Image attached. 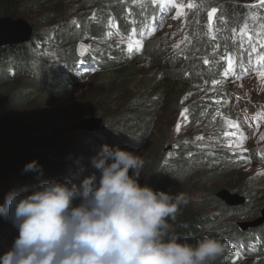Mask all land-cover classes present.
Masks as SVG:
<instances>
[{"label":"trees","instance_id":"obj_1","mask_svg":"<svg viewBox=\"0 0 264 264\" xmlns=\"http://www.w3.org/2000/svg\"><path fill=\"white\" fill-rule=\"evenodd\" d=\"M254 1L229 0L233 16L231 27L237 26L247 10V4ZM77 4H79L78 9L75 8ZM137 6L130 0H0V17L6 16L14 20L21 18V14H29L33 12L31 10L39 8L44 10L42 12L48 21L56 19L57 22H62L64 18H68L62 23L65 26L59 29V34H56L57 30L43 36L45 31L34 28L29 40L0 45V86L6 84L7 87V93L0 96V205L4 203L8 193H22L25 188L30 192L33 187L45 181L66 182L79 187L81 181L90 176L89 161L64 160L59 155L64 151L76 154L71 144L78 139L95 147L97 151L101 145L107 144L110 148L119 147L141 157L144 161L138 180L141 186L147 184L154 190L186 195L189 202L180 207L174 220L168 221L169 234L177 236L180 242L195 244L205 235L214 237L208 230L209 224L214 220L201 211L204 203L210 202L211 205L225 209L227 213L236 209L223 200L215 198L214 192L203 189L205 201L201 202L190 199L187 192L186 186L194 181L188 180L193 176L186 177L189 175L186 172L190 163L193 162L195 165L198 163V157L212 158L218 153L214 151L210 155L203 156L198 145H192L194 147L184 151L179 159L169 158L171 161L166 165L176 170L174 175L170 174L169 181L163 170L166 167L160 166V159L165 142L172 135L161 133L156 144L152 141V135H155L158 126L162 125L160 122L163 120L161 119L163 115L168 119L172 117L173 109H178L179 115L181 109L186 106L185 115L189 118L190 124L197 120L209 121L214 115L224 112L225 104L219 102L226 101L227 88L224 87L237 80V73L242 69V66L238 67L236 62L233 64L236 53L242 52L243 61L249 63L254 71L264 70V47H261L264 44V34L256 30L258 24L264 28V17L256 19L248 16V23L253 30L252 39L241 51L239 44L232 41L228 35L226 37L219 35L213 40L209 38V32L218 33L216 26H220L221 22L218 25L211 24L210 26L214 27L209 29L203 22L197 25L196 16L190 15L186 20V30H182L184 34L189 35V38H181L178 52L171 56L168 50L172 46L178 49V32L169 33L165 38L156 40H146L136 35L130 25L132 21L145 26L149 22L148 7L142 8L146 11H131L140 8ZM72 12L75 14L76 22L74 19H69ZM131 13L135 14L132 21L128 16ZM106 26L108 29L105 28ZM107 31L119 32L124 39L130 40V49H126L127 44L100 43V48L105 47L108 52L102 50L103 56L95 55L98 61H94L97 65L92 67L91 53L75 51V42L80 38L79 36L102 38ZM52 38L57 41L51 42ZM167 39L169 42H165ZM141 44L142 48L137 50ZM43 51L50 52L52 59L62 60L57 66H66L65 69L69 73L68 81L92 76L104 82L103 96L107 98L102 96L100 99L104 98L106 103L114 98L112 102H119L118 108L120 106L121 108L112 115L107 114L105 105L90 111L103 117L105 124L103 130L97 132L78 130L75 122L77 119L30 113L24 109V99L32 97L34 92L39 93L41 98L49 100L54 93L46 97H43V94L55 92L57 89L67 90L66 82L59 85L55 79L44 75V72L48 73L47 69L57 72L58 68H56L57 63L50 62ZM137 55L147 58V63L156 72V76L152 77L149 73H145L147 70L135 68L134 61L130 58ZM82 56L86 57L81 58ZM205 60L208 61L207 64ZM229 62L232 63L231 70H229ZM46 63L50 65L46 67ZM90 70L96 72L87 75ZM72 72L77 76L76 78L74 76L72 78ZM2 81L6 82L1 83ZM15 82L16 87L13 86ZM189 91H194L196 95L201 94V97L196 96L194 99L195 94L189 97ZM153 97L155 99L151 101V105L139 103ZM116 124H120L121 128L122 125L124 127L120 130L115 126ZM217 134L223 138L221 129L217 130ZM113 137H117L118 140L114 141ZM32 160H36L41 166L40 171H22L24 165ZM131 174L130 170L129 175ZM217 176L215 174L214 179ZM219 178L222 186H226L225 179ZM244 185L243 180L234 189L241 190ZM73 204L78 205L79 200L73 201ZM241 211L242 215L249 214L247 207ZM213 229L217 232L224 230L217 239L223 247L227 246L226 251L217 257L214 264H241L251 261L256 262L253 264H264V224L241 230L234 223H223ZM228 229L231 230L230 233L225 231ZM17 236L18 230L12 226L11 221L0 216L2 244L0 255L5 253L4 250L10 249Z\"/></svg>","mask_w":264,"mask_h":264},{"label":"rangeland","instance_id":"obj_2","mask_svg":"<svg viewBox=\"0 0 264 264\" xmlns=\"http://www.w3.org/2000/svg\"><path fill=\"white\" fill-rule=\"evenodd\" d=\"M192 1L196 3V8H194V10H192L193 12H191V14L189 13V15L187 12L183 15L174 16L175 18L164 15L159 20H154L152 22V28L149 27V25L147 28L146 26H140L144 29V31L146 29L148 30V35L145 37L146 40H156L158 38L163 39L169 33L174 34L175 32H178V41H180L181 38L187 39L189 38V35L186 33L184 34L182 30H186V20L189 16H196L195 20L197 25L201 22H209L208 12L211 8L217 9V12L213 16L212 23L218 25L221 22L220 26H216L218 33L213 32L214 36L224 35L226 37L233 23L232 9L230 8L231 5L229 4V0H220V2H218L219 0ZM186 4L191 6L192 3L189 2V0H185V4L182 5ZM179 5L182 8V5ZM78 7L79 4L75 6L77 9ZM248 8L250 7L248 6ZM31 11L33 12L29 14H21L20 17L27 24L33 27L32 33L34 28H39L45 31L43 36L47 35L48 32L57 30L58 33L56 34H59V29L62 26H65V24L62 23H65V21L68 20V18H64L62 22H57L56 19L48 21L42 12L44 10L37 8ZM131 11H145V9L142 10V8H134ZM134 15V13H131L130 15L128 14L129 17H133ZM69 19H74L76 22L75 14L73 13L70 15ZM44 20L46 22H44ZM134 26L138 27L135 23ZM105 28L108 29V26ZM79 37L80 38H78L75 42V51H78L77 45L79 43L86 46V51L89 54L91 53L92 67L97 65L94 61H98V59L94 56L97 54L103 56L102 50L106 51L105 47L100 48V43L104 45H111L115 43L124 45L127 44L125 47L128 50L130 49L129 44H131V41L124 39L119 32L111 33L107 31L102 38H92L87 36ZM55 41H57L55 38L51 39V42ZM165 42H169V40L167 39ZM164 47L165 45L162 46V48ZM178 50L179 49H177L176 46H172L170 50H168V53L171 56L176 55ZM43 53H46L45 56L49 57L48 60L50 62L57 63L56 66L62 63L61 59L50 58V52L48 53V51H43ZM79 53L83 52L79 51ZM83 57L86 56H82L81 58ZM130 60L134 61L136 69H140L142 71L147 70L145 73H149L152 77L156 76V72L147 63L148 60L143 55L131 57ZM48 65L50 64L46 63L45 66L47 67ZM56 68H58L57 72L49 71V68L47 69L48 73L44 72V75L46 74L48 78L55 79V82L59 85L62 82H66L67 90L61 91L60 89H57L55 92H46L43 94V97H46V95L54 93L52 98L49 100L41 98L39 93L34 92L32 93V97L24 99V109L30 113L37 112L60 118H74L77 119L75 121L77 124L84 119L100 118L102 120V124L100 128L94 132L103 130L105 128L103 117L91 113L92 110L105 105L107 114L112 115L121 108V106L118 108L119 102H112L114 98L106 103L104 102V98L100 99L104 95V82L100 78H94L92 76H87L84 79H78L76 78L77 76L74 75V72H72V78L74 76L76 80L72 81L70 79V81H68L69 73L65 69L66 66L60 65V67L57 66ZM95 72V70H90L87 75H93ZM260 72L261 71L254 70L245 71V69L242 68L241 72L237 73L238 79L232 82V84H228L224 87L227 88L226 101H219L225 104L224 112L214 115L209 121L203 120V122H201V120H197V122L190 124L191 122L189 118H186L187 115H185L187 113V108L184 106L179 112V115L178 109H173L174 113L170 119H168L166 115H163L161 118L163 120L160 122L162 125H159L156 130L157 133L152 135V141L154 144L159 141L161 133H171L172 135V137L165 142L162 150L163 156L161 155L160 159V166L166 167L163 170L165 175L169 177V181L171 178L170 174L174 175L176 170L166 165V163H170L171 160L179 159L178 157L183 155L184 151L188 150V148L194 147L192 145H198L200 148V154L203 156L210 155L214 151L218 153L217 155L212 156V158L198 157V163L194 165L193 162H191L186 172V174H189L186 177L189 178L190 176H193L188 180H194L186 186L189 198L193 201H205L203 198V189L207 192L216 193L222 188L227 190L230 196L239 200L237 204L229 205L231 207H236V209L230 213L225 212V209L216 205H211L210 202L203 204L201 211H203L206 215H209L211 219L214 220L213 223L209 224L208 230L216 239L219 234H223L224 230H221L222 232H217L213 228L222 225L223 223H234L235 226L240 227L241 223L253 221L254 219L260 217L261 211L264 208V78L260 77ZM21 74H23V72ZM5 82L6 81H2L1 83ZM13 86L16 87V82ZM6 89V84L0 86V96L7 93ZM193 94H195L194 99L196 96H198V98L201 97V94L196 95L194 91L188 92L189 97H192ZM154 99L155 97L151 99L146 98L139 103L151 105V101ZM121 100L122 99H120V101ZM214 100H216V98H214ZM211 123L213 126L210 127L209 124ZM115 126H117L120 130L124 127L122 125L121 128L120 124H116ZM218 129H221L223 138L217 134ZM113 138L114 141L118 140L117 137ZM71 147L75 149L76 154H73V152L70 151H64L59 155L60 158L80 162H82V160H88L90 164V175L95 173L97 177H99L100 173L91 163L92 157H94L97 153L95 147L84 143V141L80 139L74 140ZM169 158L171 160H169ZM214 170H217L218 172L214 173ZM215 174L218 176L214 179ZM218 177L225 179L227 182L225 184L226 186H222L223 184L219 182L220 178L218 179ZM243 180L245 183L244 187L241 190H235L234 187L240 184ZM214 197L219 199L216 195ZM212 202L216 203L214 200H212ZM244 207H247V212L249 214H240ZM225 231H229L230 233L231 230L228 229ZM0 245L2 244L0 243ZM225 249H227V246L224 247V251H226ZM4 251L6 252L7 250ZM229 251L231 252V249H229ZM253 263L256 262H243L241 264Z\"/></svg>","mask_w":264,"mask_h":264},{"label":"clouds","instance_id":"obj_3","mask_svg":"<svg viewBox=\"0 0 264 264\" xmlns=\"http://www.w3.org/2000/svg\"><path fill=\"white\" fill-rule=\"evenodd\" d=\"M130 25L143 38L148 35L140 27L145 25ZM91 163L100 175L85 177L79 187L45 181L30 192L25 188L5 196L0 216L11 221L18 236L0 255V264H214L223 254L214 237L205 235L192 244L169 234V219L189 201L184 193L141 186L140 156L104 144ZM40 168L32 160L22 171Z\"/></svg>","mask_w":264,"mask_h":264},{"label":"water","instance_id":"obj_4","mask_svg":"<svg viewBox=\"0 0 264 264\" xmlns=\"http://www.w3.org/2000/svg\"><path fill=\"white\" fill-rule=\"evenodd\" d=\"M32 28L22 18L10 19L9 17H0V45L14 44L25 42L30 39ZM78 52L86 51V46L79 43L77 45ZM102 120L100 118H88L77 124L78 130L94 132L100 128ZM215 195L223 200L227 205L237 204L239 200L230 196L225 189L218 190ZM264 223V208L261 211V216L253 221H247L240 224L241 230H246L249 227H254Z\"/></svg>","mask_w":264,"mask_h":264},{"label":"snow or ice","instance_id":"obj_5","mask_svg":"<svg viewBox=\"0 0 264 264\" xmlns=\"http://www.w3.org/2000/svg\"><path fill=\"white\" fill-rule=\"evenodd\" d=\"M156 2H157V0H152V3L155 4ZM160 2H161V3H165V2H167V3H174V0H160ZM258 4H259L260 6H264V0H258ZM176 7H177V12L179 13V12H180V8H181V6H180L179 4H177ZM216 12H217V9H216V8H211V10L208 12V21H209V25H211L212 20H213V16H214V14H215ZM174 18H175V17H174ZM241 31H243V29H241ZM248 39L251 40L252 37L249 36ZM261 47H264V44H262ZM140 48H142V44L138 46L137 50H140ZM254 50H255V49H254ZM204 62H205V64L208 63L207 60H205ZM231 68H232V63L229 62V70H231ZM259 75H260L261 78H264V71H261V72L259 73ZM182 115H183V113H182Z\"/></svg>","mask_w":264,"mask_h":264}]
</instances>
